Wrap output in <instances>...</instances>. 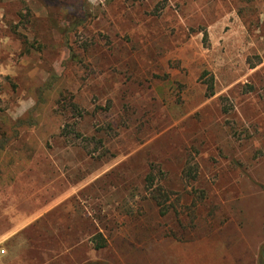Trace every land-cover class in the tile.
I'll return each instance as SVG.
<instances>
[{
    "label": "rangeland",
    "instance_id": "obj_1",
    "mask_svg": "<svg viewBox=\"0 0 264 264\" xmlns=\"http://www.w3.org/2000/svg\"><path fill=\"white\" fill-rule=\"evenodd\" d=\"M0 195L55 264H264V0H0Z\"/></svg>",
    "mask_w": 264,
    "mask_h": 264
},
{
    "label": "crops",
    "instance_id": "obj_2",
    "mask_svg": "<svg viewBox=\"0 0 264 264\" xmlns=\"http://www.w3.org/2000/svg\"><path fill=\"white\" fill-rule=\"evenodd\" d=\"M45 213L38 214L36 212L27 217L15 218L7 212L5 218H10L9 226L6 230L0 231V264H55L61 256H65L66 260V251H61L62 255L59 258L48 259L47 255L53 251L42 248L43 246L37 247V241L34 246H29L32 241L28 240L24 232L35 227V224L45 217ZM11 249L14 251L12 254L10 253ZM2 250L5 252L4 254L1 253Z\"/></svg>",
    "mask_w": 264,
    "mask_h": 264
},
{
    "label": "trees",
    "instance_id": "obj_3",
    "mask_svg": "<svg viewBox=\"0 0 264 264\" xmlns=\"http://www.w3.org/2000/svg\"><path fill=\"white\" fill-rule=\"evenodd\" d=\"M209 91H210V96L214 95V87H213V83H211V85L209 86ZM96 241V249H101L104 246H106V242L103 238L102 235H98L95 239Z\"/></svg>",
    "mask_w": 264,
    "mask_h": 264
},
{
    "label": "built area",
    "instance_id": "obj_4",
    "mask_svg": "<svg viewBox=\"0 0 264 264\" xmlns=\"http://www.w3.org/2000/svg\"><path fill=\"white\" fill-rule=\"evenodd\" d=\"M1 253L4 254L5 252L2 250Z\"/></svg>",
    "mask_w": 264,
    "mask_h": 264
}]
</instances>
